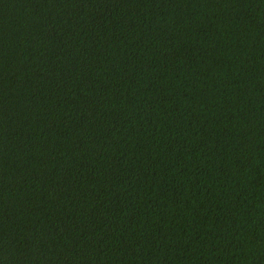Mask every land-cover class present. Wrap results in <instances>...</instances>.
<instances>
[{"label": "trees", "instance_id": "16d2710c", "mask_svg": "<svg viewBox=\"0 0 264 264\" xmlns=\"http://www.w3.org/2000/svg\"><path fill=\"white\" fill-rule=\"evenodd\" d=\"M0 264H264V0H0Z\"/></svg>", "mask_w": 264, "mask_h": 264}]
</instances>
